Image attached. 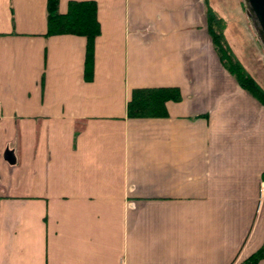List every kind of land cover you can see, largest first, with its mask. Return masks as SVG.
<instances>
[{"label":"crops","instance_id":"obj_1","mask_svg":"<svg viewBox=\"0 0 264 264\" xmlns=\"http://www.w3.org/2000/svg\"><path fill=\"white\" fill-rule=\"evenodd\" d=\"M46 1L0 0V264H242L264 245V105L221 63L211 1L91 0L90 78ZM156 87L179 90L167 116L128 118Z\"/></svg>","mask_w":264,"mask_h":264},{"label":"trees","instance_id":"obj_2","mask_svg":"<svg viewBox=\"0 0 264 264\" xmlns=\"http://www.w3.org/2000/svg\"><path fill=\"white\" fill-rule=\"evenodd\" d=\"M207 2V0H206ZM97 4L91 0L69 1L64 13L58 12V0L46 1V35L72 34L86 40L84 66L86 77L92 76L94 40L100 34L96 18ZM206 16L212 44L225 69L238 85L264 105V90L236 60L223 35V21L207 6ZM181 98L176 87L137 88L126 105L128 118L152 119L167 116L166 103ZM264 258V245L242 264H255Z\"/></svg>","mask_w":264,"mask_h":264},{"label":"rangeland","instance_id":"obj_3","mask_svg":"<svg viewBox=\"0 0 264 264\" xmlns=\"http://www.w3.org/2000/svg\"><path fill=\"white\" fill-rule=\"evenodd\" d=\"M209 1H211V4L221 15L220 17L215 11H213L216 16L223 21V35L224 38L227 36L233 44L238 57L234 54L232 49H230L236 60L249 75L251 73L253 74L259 82H257L258 85L264 90V48L252 26L244 1ZM227 44L230 47L228 42Z\"/></svg>","mask_w":264,"mask_h":264},{"label":"water","instance_id":"obj_4","mask_svg":"<svg viewBox=\"0 0 264 264\" xmlns=\"http://www.w3.org/2000/svg\"><path fill=\"white\" fill-rule=\"evenodd\" d=\"M252 26L264 48V0H243ZM7 159L12 160L10 152L5 154Z\"/></svg>","mask_w":264,"mask_h":264},{"label":"built area","instance_id":"obj_5","mask_svg":"<svg viewBox=\"0 0 264 264\" xmlns=\"http://www.w3.org/2000/svg\"><path fill=\"white\" fill-rule=\"evenodd\" d=\"M259 191H260V195H263L264 194V178L260 182Z\"/></svg>","mask_w":264,"mask_h":264}]
</instances>
